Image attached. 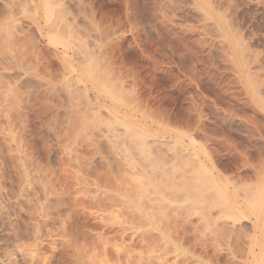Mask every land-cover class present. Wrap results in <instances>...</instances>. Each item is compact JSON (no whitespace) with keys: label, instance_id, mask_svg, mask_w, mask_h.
Segmentation results:
<instances>
[{"label":"rangeland","instance_id":"obj_1","mask_svg":"<svg viewBox=\"0 0 264 264\" xmlns=\"http://www.w3.org/2000/svg\"><path fill=\"white\" fill-rule=\"evenodd\" d=\"M39 1L0 0V264H249L256 256L259 263L254 259L251 263L264 264V236L257 230L260 237L255 238L250 226L257 216L263 220L262 204L249 222L222 218L215 225L211 218L202 222L189 216L193 205L180 175L185 179L190 167L182 160L163 165L172 155L164 154L165 146L160 145L163 153L157 149L155 155L144 153L136 141L135 149L131 133L125 136L123 125H114L107 117L111 108H118L122 120L128 115V123L150 128L160 143L179 142L191 149L190 137L195 138L204 145L200 153L207 151L223 170L219 151L223 107L232 109L233 119L238 114L235 119L242 123L245 139L252 136L245 127L253 114L244 108L248 97L241 84L223 68L220 23L226 15L230 25L249 27L263 46L264 0ZM45 2L52 6V20L47 19ZM38 6L42 8L36 16ZM49 36L57 40L65 36L67 47L53 45ZM57 54L64 57L60 60ZM104 81L123 101L104 93ZM223 85L230 96L237 91L243 105L234 104L230 96L224 105ZM165 170L167 177L161 176ZM171 174L179 179L177 185H169ZM242 189L237 191L241 199L243 194L261 193ZM162 191L167 192L162 196Z\"/></svg>","mask_w":264,"mask_h":264},{"label":"bare ground","instance_id":"obj_2","mask_svg":"<svg viewBox=\"0 0 264 264\" xmlns=\"http://www.w3.org/2000/svg\"><path fill=\"white\" fill-rule=\"evenodd\" d=\"M28 1V0H27ZM46 1V0H45ZM50 1V0H49ZM59 1V0H58ZM12 2V1H11ZM24 2H25V0H24ZM38 2H40L39 0H38ZM48 2V1H47ZM47 2H45L46 3V5H45V13H46V15H47V19L49 20V19H53L54 18V12H53V10H52V6H51V4H48ZM9 3V2H8ZM14 4H15V2H13ZM12 3V4H13ZM30 3V2H29ZM42 3V2H41ZM60 3V2H59ZM11 4V5H12ZM25 4H27V3H25ZM5 5H6V3H5ZM17 5V4H16ZM30 5V4H29ZM7 6V5H6ZM8 6H10V5H8ZM31 6V5H30ZM30 6H26V8L27 7H29L30 8ZM12 7V6H11ZM14 7H15V5H14ZM13 7V8H14ZM20 7H21V5H20ZM19 7V8H20ZM23 7V6H22ZM21 7V8H22ZM23 8H25V7H23ZM42 7L40 6H38L37 8H36V11H34L35 12V15H36V12L37 13H40L39 11H40V9H41ZM18 9V8H17ZM33 8H31V10H32ZM54 9V8H53ZM5 10V9H4ZM23 10V9H22ZM34 10V9H33ZM58 10V9H57ZM26 11V10H25ZM55 11V10H54ZM59 11V10H58ZM57 11V12H58ZM62 11V10H61ZM61 11H59V12H61ZM7 12H8V9H7ZM17 12V11H16ZM18 12H20V10H18ZM27 12H29V11H27ZM33 12V13H34ZM64 12H65V10H64ZM226 12V11H225ZM6 13V12H5ZM9 13V12H8ZM7 13V14H8ZM30 13H32L31 11H30ZM32 13V15H34ZM56 13V12H55ZM224 13V12H223ZM57 14L58 13H56V16L55 17H57ZM62 15V13H59V15ZM225 14V13H224ZM2 15V14H1ZM4 15V14H3ZM6 15V14H5ZM35 15H34V17H35ZM222 15V14H221ZM8 16V15H7ZM17 16V15H16ZM37 16V15H36ZM224 16V19L222 20V22L220 23V30H221V48H222V55H223V61L224 62H222V63H225V64H223V68H224V70H225V72L227 73L228 71H226V70H231L232 72H233V75H235L234 77L236 78H234L235 79V81L237 82V84H238V82H239V84L238 85H240L241 84V86H242V88H243V90H244V92H245V95H246V98H247V100H248V102L246 103V102H244V103H246V104H244V108L246 109V110H249L253 115H252V118L248 121V123H249V125L247 126V127H245V125L243 124V126L245 127V131H246V129H247V131H249L248 133V135L249 136H251L250 138L248 137V138H244V137H242V133L240 132V126L242 125V123H239V124H241V125H238L237 124V122H236V117L238 116V114H237V116L236 117H234V119H233V116H235V114H233V112L231 111V113H230V111L228 110V108H226V107H228V106H226V107H223V110H222V115H221V141H220V150L219 151H221V166H222V169L223 170H219L217 167H216V165L214 164V162L212 161L213 159V157L211 158L210 157V155L208 154V152L207 151H205V150H203L202 151V153H204V154H202V153H200L201 151L199 150L201 147L203 148L204 147V145L202 146V143L200 144L199 142H197V141H195L192 137H190V139H191V144H192V148L190 149V147H188V145H181L179 142H175V143H173V142H171V141H165L166 143H160V141L156 138V135H154L155 136V138L154 137H152V133H150V131H149V126H148V128L149 129H146L147 127H140V126H138L137 127V125L135 126V124L134 125H132V122H130V123H128L127 121H126V119H128V118H126L127 116H124V115H122V116H124L123 118V120L118 116V112H117V110H119L118 108H116L115 110H116V113H115V110L114 111H111V109H110V111H109V113L108 112H106V113H108L109 115H107V117L109 118V120L111 119L112 120V122H114L113 124L114 125H116L115 123H118V124H120V125H123V127H124V129L123 130H125L124 132L125 133H127L125 136H127L128 135V133H131V136L130 137H133V139H131V138H129L128 137V140L129 139H131V140H133L132 142H131V140L129 141V142H131L132 144H134V146H135V149H136V147H137V144H138V146L140 147V149L144 152V153H147V154H150V155H155L156 153H159V154H161V153H163V152H165L166 151V153H164V154H167V152L168 153H170L171 152V156H170V154L167 156V155H165L164 156V154H163V158H167V157H169L168 158V160L167 159H165V163L163 164V165H167L168 163H171V164H173V166H174V164H175V162L177 161V160H182L183 162H184V164H186L188 167H190V169L188 170V175H187V177L185 178V179H183V176L182 175H180V176H178V174H177V172L176 173H174V172H172L173 173V175L174 174H177V176H178V178L180 177V180H181V182H182V180H184L185 182L183 183L182 182V184L185 186V187H183V190H184V192H185V190H186V192H187V194L190 196V202H192V205H193V207H192V209L188 212L190 215L189 216H198V217H196V218H200L201 220L200 221H202V222H205L204 220H206L207 218L209 219V218H211L212 220H213V223L216 225V223H218V222H221L222 221V218H232L231 220H234L233 222L234 223H236L237 221H242V220H245V222L246 221H248L252 216H251V214L253 215V217L255 218V211H256V208L255 207H257L258 208V204L259 205H263L264 206V49H259V48H262L263 46L261 45V43L260 42H258L259 41V39L260 38H258V34H256V33H254V32H248L247 31V29L249 28H245V27H247V26H243L240 22V25L237 23V25H230V23L227 21V17H226V15H223ZM256 16V15H255ZM10 17V16H9ZM11 18V17H10ZM58 18V17H57ZM15 19V18H14ZM36 19V18H35ZM243 19V18H242ZM7 20H8V17H7ZM6 20V18H5V20L3 19V21H7ZM12 21H13V18L11 19ZM11 20H9V21H11ZM229 20V19H228ZM241 21V20H240ZM8 22V21H7ZM14 22H15V20H14ZM20 22V21H19ZM18 22V23H19ZM254 22V21H253ZM260 22V21H259ZM6 23V22H5ZM9 23V22H8ZM40 23V22H39ZM7 24V23H6ZM12 24V23H11ZM16 24H17V22H15V26H16ZM20 24V23H19ZM9 25V24H8ZM13 26H14V24H12ZM6 26V25H5ZM54 26V25H53ZM255 26V25H254ZM7 27V26H6ZM6 27H5V29H6ZM9 27V26H8ZM43 27V26H42ZM253 27V26H252ZM1 28V27H0ZM11 28V27H10ZM10 28H8V30L10 29ZM254 28V27H253ZM258 28V27H257ZM2 30H3V28H1ZM12 29H14V27L12 28ZM11 29V30H12ZM250 29V28H249ZM7 31V30H6ZM10 31V30H9ZM42 31V30H41ZM44 31V30H43ZM256 31V30H255ZM2 32V31H1ZM4 32V31H3ZM2 32V33H3ZM15 32H16V30H15ZM39 32V31H38ZM7 32H5V34H6ZM11 33H12V31H11ZM11 33H8V36H9V34H11ZM25 33V32H24ZM56 33V32H55ZM250 33H251V36H250ZM12 34H14V33H12ZM12 34H11V36H12ZM17 34L19 35V33H18V31H17ZM57 34V33H56ZM55 34V35H56ZM60 34H62V33H60ZM60 34H58V35H60ZM4 35V34H3ZM22 35H23V33H22ZM47 35V34H46ZM50 35V34H49ZM6 36V35H5ZM17 36V35H16ZM21 36V34L19 35V37ZM32 36V35H31ZM35 36V35H34ZM1 37V36H0ZM3 37V36H2ZM1 37V38H2ZM7 37V36H6ZM10 37V36H9ZM26 37H27V35H26ZM43 38H45L44 36H42ZM50 37V36H49ZM55 37V36H54ZM57 37H59V36H56V38ZM5 38V37H4ZM8 38V37H7ZM11 38V37H10ZM13 38H16V37H14L13 36ZM13 38H12V40H13ZM28 39H29V37H27ZM47 38V37H46ZM51 38V37H50ZM49 38V39H50ZM61 38V37H60ZM58 38V40L57 39H55V38H51L52 40V42H53V45L54 44H63V45H65L66 46V41H64L63 39L65 38V36H64V38ZM17 39V38H16ZM24 39H26V38H24ZM48 39V38H47ZM55 39V40H54ZM8 40V39H7ZM10 40V42H12L11 41V39H9ZM20 40V38L17 40V41H19ZM29 40H32L31 38L29 39ZM35 40V39H34ZM2 42H3V40H1ZM15 41V40H14ZM17 41H16V43H17ZM28 41V40H27ZM50 41V40H49ZM50 41V42H51ZM68 41V40H67ZM24 42V41H23ZM23 42H21V44L23 43ZM31 42V41H30ZM33 42V41H32ZM71 42V41H70ZM264 42V41H263ZM15 43V42H14ZM25 43V42H24ZM23 43V44H24ZM26 43H28V42H26ZM49 43V42H48ZM48 43H46V44H48ZM66 43V44H65ZM12 44V43H11ZM29 44V43H28ZM34 44H36V43H34ZM33 44V45H34ZM263 44V43H262ZM3 45V44H2ZM59 45V46H60ZM0 46H1V44H0ZM24 46V45H23ZM26 46V45H25ZM56 46V45H55ZM260 46H262V47H260ZM18 47V46H17ZM58 47V46H57ZM60 47H62V46H60ZM67 47V46H66ZM21 48H23L22 46H21ZM64 48V47H63ZM65 49H67V48H65ZM71 49V48H70ZM64 54V53H63ZM67 55V54H66ZM76 55V54H75ZM57 56H58V54H57ZM60 56V55H59ZM59 56H58V59H60L59 58ZM62 57H64V56H62ZM62 57H61V59H62ZM104 57V56H103ZM105 57H106V55H105ZM104 57V58H105ZM103 58V59H104ZM60 59V60H61ZM66 58H63V62L64 61H66L65 60ZM98 59V58H97ZM102 59V60H103ZM106 60H107V57L105 58ZM59 62H61V61H59ZM67 62V61H66ZM62 63V62H61ZM68 63V62H67ZM102 63V62H101ZM230 64V66H227V64ZM62 65H64L63 63H62ZM66 65V64H65ZM68 65V64H67ZM66 65V66H67ZM86 65H88V63H86ZM70 66V65H69ZM104 66V65H103ZM24 67V66H23ZM104 67H106V65L104 66ZM61 68H63V67H61ZM65 68V67H64ZM68 70H69V68H68V66L66 67ZM88 68H92V67H90V66H88L87 67V70H88ZM107 68V67H106ZM72 69V68H71ZM70 69V70H71ZM7 70V69H6ZM25 70H26V68H25ZM47 70H49V69H47ZM64 71L66 72L67 70H65L64 69ZM71 71H73V69L71 70ZM71 71H69L70 73H74V71L73 72H71ZM89 71V70H88ZM90 71H91V69H90ZM63 72V71H62ZM61 72V73H62ZM65 72H63V73H65ZM92 72V71H91ZM56 73V72H55ZM67 73H68V71H67ZM4 74V73H3ZM24 74V73H23ZM12 75H14V74H12ZM17 75V74H16ZM15 75V76H16ZM27 75V74H26ZM63 75V74H62ZM92 75H93V73H92ZM111 75V74H110ZM65 76V75H64ZM72 76V75H71ZM89 76H90V72H89ZM95 76V75H94ZM106 75H104V77H105ZM3 77V76H2ZM13 77V76H12ZM11 77V78H12ZM22 77V76H21ZM20 77V78H21ZM26 77V76H25ZM44 77V76H43ZM68 77V75L66 76V78ZM111 77V76H110ZM4 78V77H3ZM2 78V79H3ZM16 78H17V76H16ZM80 78V77H79ZM91 78V77H90ZM117 78V77H116ZM9 79H10V77H9ZM13 79H15V78H12V80ZM62 79H63V77H62ZM96 79V78H95ZM113 79V78H112ZM233 79V78H232ZM4 80V79H3ZM12 80H11V83H12ZM47 80V79H46ZM80 80H81V78H80ZM80 80L78 81V79H77V81H78V83L80 82ZM92 80V79H91ZM97 80V79H96ZM114 80H118V78L117 79H114ZM16 81V80H15ZM48 81H50V80H48ZM52 81V80H51ZM81 81H83V80H81ZM90 81V80H89ZM98 81H100V79H98ZM6 82V81H5ZM3 83V84H6V83ZM43 82V81H42ZM57 82V81H56ZM60 82H61V80H60ZM92 82V81H91ZM94 82H97V81H94ZM103 82V81H102ZM107 82H109V80H107ZM113 82H116V81H113ZM223 82V81H222ZM227 82V81H226ZM235 82V83H236ZM72 83H74V81L72 82ZM77 83V82H76ZM81 83V82H80ZM99 82H97V84H98ZM104 83L106 84V86H104L103 87V89L105 90L104 91V93L106 92V93H108V95H110L112 98H114L116 101L117 100H119L117 97L118 96H120V98H121V100L123 101V97H121V95H115V90H113V89H110L109 87H110V85H109V87L107 86V84H109V83H106L105 81H104ZM104 83H102V85H104ZM121 83V82H120ZM225 83V82H224ZM8 84V83H7ZM236 84V85H237ZM73 85V84H72ZM120 85H122V84H120ZM237 85V86H238ZM70 87L69 88H71V85H69ZM112 86V85H111ZM119 85H117V86H114L115 87V89H116V87H118ZM236 86V87H237ZM3 87V86H2ZM224 87H227V86H224L223 85V91L221 92L222 93V100L221 101H223L222 103L225 105L227 102L225 101V100H227V98H229L228 96H230V95H228V91H226V89L224 88ZM7 88V87H6ZM9 88V87H8ZM67 89H68V87H66ZM75 88V87H74ZM64 89H65V87H64ZM73 89V88H72ZM71 89V90H72ZM120 90L121 91V88H117V90ZM232 89V88H231ZM235 89V88H234ZM54 90V89H53ZM74 90V89H73ZM117 90H116V93H117ZM119 90H118V92H119ZM232 91V90H231ZM68 92V91H67ZM70 92V91H69ZM74 92V91H73ZM122 92H123V90H122ZM125 92V91H124ZM54 93H56L55 91H54ZM72 93V92H71ZM70 93V94H71ZM83 95H85V93L87 94V90H85L84 91V88H83ZM120 93V92H119ZM129 93H130V91H129ZM133 93V92H132ZM135 93V92H134ZM134 93H133V95H134ZM236 94H237V91L235 92ZM235 93H232L231 94V96L230 97H233V102H234V104H236V105H241L240 104V100L238 99V97H237V95L235 94ZM58 94V93H57ZM67 94V93H66ZM127 94V93H126ZM107 95V94H106ZM133 95H131L132 97H134ZM72 96V95H71ZM109 96V97H110ZM124 96H125V94H124ZM129 96H130V94H129ZM130 96V97H131ZM135 96H137V95H135ZM239 96V95H238ZM86 97V96H85ZM131 97V98H132ZM87 99H88V95H87V97H86ZM71 99V98H70ZM94 99V98H93ZM114 99H113V101H114ZM133 99V98H132ZM131 99V100H132ZM230 99V98H229ZM69 100V99H68ZM232 100V99H231ZM230 100V101H231ZM71 101V100H70ZM69 101V102H70ZM91 101V100H90ZM109 101V100H108ZM120 101V100H119ZM118 101V102H119ZM132 101H134V100H132ZM93 102H95V101H93ZM121 102V101H120ZM129 102H131V101H129ZM232 102V103H233ZM123 103V102H122ZM132 103V105L134 104L133 102H131ZM68 104V103H67ZM114 104H115V102H114ZM126 105H127V103H125ZM139 104L140 103H138V106H139ZM222 104V105H223ZM228 104V103H227ZM73 105V104H72ZM128 105H130V104H128ZM223 105V106H224ZM236 105H234V107L236 106ZM243 105V104H242ZM96 106V105H95ZM101 107V106H100ZM103 107V106H102ZM112 107H113V105H112ZM118 107V106H117ZM119 107H120V105H119ZM133 107V106H132ZM239 107V106H238ZM241 107V106H240ZM97 109H99L100 110V108H98V107H96ZM106 110V109H105ZM120 110H121V108H120ZM234 111V110H233ZM235 111H237V110H235ZM72 112V111H71ZM134 112V111H133ZM248 112V111H247ZM99 113H100V111H99ZM237 113V112H236ZM124 114H126V112H124ZM250 114V113H249ZM71 115V114H70ZM120 115V114H119ZM96 116V115H95ZM94 116V117H95ZM254 116V117H253ZM102 117V116H101ZM231 117H232V120H231ZM251 117V116H250ZM78 118V117H77ZM92 118V117H91ZM103 118V117H102ZM77 120V119H76ZM104 120V119H103ZM125 120V121H124ZM129 120V119H128ZM246 120H247V118H246ZM78 121V120H77ZM102 121V120H101ZM233 121V122H232ZM78 122H81V121H78ZM97 122H99L98 121V119H97ZM96 123V122H95ZM94 123V124H95ZM100 123V122H99ZM102 123V122H101ZM105 123V122H104ZM108 123V122H107ZM138 123V122H137ZM106 124V123H105ZM108 124H110V123H108ZM99 125V124H98ZM97 125V126H98ZM141 125H143V124H141ZM100 126V125H99ZM146 126V125H145ZM109 127V126H108ZM111 127H112V124H111ZM111 127H109L110 129H111ZM117 128H119V127H117ZM113 129V128H112ZM120 129H122V128H120ZM242 129V128H241ZM123 130H121V135H122V133H124V132H122ZM243 130V129H242ZM113 131V130H112ZM116 131V129L114 130V132ZM117 132V131H116ZM118 132H119V130H118ZM155 132V131H154ZM182 132H183V130H182ZM182 132H181V135H182ZM185 132V131H184ZM184 132H183V134H184ZM186 132H188V131H186ZM185 132V133H186ZM240 132V133H239ZM120 133V132H119ZM191 133V132H190ZM250 133H251V135H250ZM151 134V135H150ZM155 134V133H154ZM160 134V133H159ZM245 134V133H244ZM118 135V134H117ZM168 135V134H167ZM186 136H188L189 134H185ZM185 135H183V136H185ZM193 135V134H192ZM175 136V135H174ZM191 136V135H190ZM246 136V135H245ZM106 137V136H105ZM195 137V136H194ZM230 137H232V138H230ZM107 139V138H106ZM164 139V138H163ZM162 139V140H163ZM230 139H231V141H230ZM239 139V141H241V142H239V143H241V144H238L237 143V140ZM109 140V139H108ZM107 140V141H108ZM126 140V139H125ZM127 140V141H128ZM182 139H180V141H181ZM106 141V142H107ZM117 141V140H116ZM135 141H136V143L137 144H135ZM152 141V142H151ZM190 141V140H189ZM182 142V141H181ZM108 143V145L110 144L109 142H107ZM128 143V142H127ZM245 143V144H244ZM116 144V143H115ZM131 144V145H132ZM156 144H158V147H156ZM180 144V145H179ZM110 145H112V144H110ZM114 145V144H113ZM131 145L129 146V147H131ZM160 145L162 146V147H166V150H162L161 149V147H160ZM115 147H116V145H114ZM124 146H126V145H124ZM110 147V146H109ZM114 147V148H115ZM108 148V147H107ZM131 149V148H130ZM133 149H134V147H133ZM132 149V150H133ZM137 149H138V147H137ZM157 149H159V151L157 150ZM160 149L163 151V152H161L160 151ZM112 151V149H111V147H110V149H109V151ZM114 150V149H113ZM118 150H120V149H118ZM157 150V152L155 153V151ZM202 150V149H201ZM128 151H129V149H128ZM127 151V152H128ZM134 151H136V152H138L139 151V153H140V150H134ZM133 151V152H134ZM114 153H115V155H117L118 153L117 152H115L114 151ZM117 153V154H116ZM122 153V152H121ZM128 153H131V152H128ZM113 154V153H112ZM134 154V153H133ZM132 153H131V155H133ZM138 154V153H137ZM130 155V156H131ZM212 155V154H211ZM118 156V155H117ZM124 156V155H123ZM122 156V157H123ZM132 158H133V156H131ZM134 157H135V155H134ZM112 158H116V157H112ZM120 158V157H119ZM147 158H149V157H147ZM150 158H153V157H150ZM135 159H137V157L135 158ZM119 160H121V159H119ZM154 160V159H153ZM109 161V160H108ZM149 161H150V159H149ZM160 161V160H159ZM111 162V161H110ZM124 162V161H123ZM133 162H135V160L133 161ZM141 162V161H140ZM139 162V163H140ZM154 162H156V163H154V164H156V166H158V165H160V164H158L159 162L158 161H154ZM178 162V161H177ZM240 162V163H239ZM115 163V162H114ZM137 163H138V161H137ZM137 163H135L136 165H137ZM112 164V163H111ZM110 164V165H111ZM119 164V163H118ZM121 164V163H120ZM153 164V165H154ZM110 165H109V168H110ZM114 165V164H113ZM122 165V164H121ZM123 165H124V163H123ZM128 165V164H127ZM139 165H141L142 166V164L140 163ZM144 165V164H143ZM152 165V164H151ZM177 165V164H176ZM135 166V165H134ZM168 166V165H167ZM119 167H120V165H119ZM143 167V170L145 169L144 168V166H142ZM159 167V166H158ZM164 167V166H163ZM177 167H178V165H177ZM179 167H181V166H179ZM114 168V167H113ZM122 168V167H121ZM121 168H120V170H121ZM126 168V167H125ZM137 168H139L138 167V165H137ZM161 168V167H160ZM159 168V169H160ZM164 168H168V170H170V167H164ZM112 169V168H111ZM142 169V168H141ZM136 170V169H135ZM172 170V169H171ZM110 171V170H109ZM118 171H119V169H118ZM175 171V170H174ZM124 172H126V171H124ZM123 172V174H125ZM160 172V171H159ZM164 172H166L167 173V170H165ZM121 173V172H120ZM120 173H118V174H120ZM133 173H135V172H133ZM166 173H162V175L161 176H163L164 175V177L166 176V175H168V173L166 174ZM230 173H233V175H234V173H236L237 175H238V178H232V177H229L230 176ZM117 174V175H118ZM137 174V173H136ZM159 174V173H158ZM161 174V173H160ZM159 174V175H160ZM121 175H122V173H121ZM125 175H128V173L127 174H125ZM173 175L171 174V177L173 178L172 180H170L171 182H170V186H172L171 185V183H174V184H176L177 185V183H176V180H179L178 178L176 179V178H174L173 177ZM236 175V176H237ZM158 176V175H157ZM124 177V176H123ZM130 177H132V176H129V178ZM159 177V176H158ZM167 177V176H166ZM175 177H176V175H175ZM157 178V177H156ZM159 178H162V180L164 179L163 177H159ZM182 178V179H181ZM167 179V178H166ZM169 179H170V177H169ZM180 182V183H181ZM173 184V185H174ZM179 184V183H178ZM175 186V185H174ZM181 186L182 185H180V188H178V190L179 189H181ZM179 187V186H178ZM160 188V187H159ZM233 188V190H235L236 192L238 191V189L239 190H243L242 188H244V189H249V188H252V189H254V190H260L261 189V193H260V191H259V193H260V195H258V196H252L251 197V195H249L248 193V195H249V197H247L245 194H243L244 196L242 197L243 199H241L239 196V193L237 192V195H236V192H235V194L231 191V189ZM161 189V188H160ZM164 189V188H163ZM166 189V188H165ZM174 189V188H173ZM177 189V188H176ZM157 190V189H156ZM178 190H176V191H178ZM253 190V191H254ZM165 191V190H164ZM167 192V191H166ZM165 192V193H166ZM172 192V191H171ZM165 193H163V191H162V196H163V194H165ZM173 193V192H172ZM213 194V195H211L210 196V194ZM258 193V194H259ZM169 195H171L172 196V199H170V200H172L173 201V195L171 194V193H168ZM168 194H166V195H168ZM257 194V193H256ZM142 195V194H141ZM143 195H145V194H143ZM165 195V196H166ZM239 195V196H238ZM138 196V195H137ZM171 196H170V198H171ZM130 197V196H129ZM149 197V196H148ZM166 197H168V196H166ZM120 198H123V197H120ZM141 198H143V197H141ZM165 198V197H164ZM139 199V198H138ZM144 199V198H143ZM162 199V198H161ZM160 199V200H161ZM114 200V199H113ZM123 200H124V198H123ZM149 200H150V197H149ZM164 200V199H163ZM166 200H168V199H166ZM170 200H169V202H170ZM133 201V200H132ZM151 201V200H150ZM162 201V200H161ZM165 201V200H164ZM125 202V201H124ZM136 202V201H135ZM154 202V201H153ZM163 202V201H162ZM115 203V202H114ZM127 203V202H126ZM165 203V202H164ZM164 203H162V204H164ZM106 204V203H105ZM113 204V203H112ZM116 204V203H115ZM118 204V203H117ZM173 204V203H172ZM120 205V204H119ZM123 205H125V204H123ZM261 205V206H262ZM107 206H110V205H107ZM112 206H114V205H112ZM138 206V205H137ZM153 207H154V205H152ZM167 205H164V207H166ZM262 206V207H263ZM115 207H116V205H115ZM123 207V206H122ZM127 207V206H126ZM143 207V206H142ZM145 207V206H144ZM260 207V206H259ZM262 207H260V209H263ZM131 208V207H130ZM133 208V207H132ZM167 208H169V207H167ZM115 209V208H114ZM122 209V208H121ZM128 209V208H127ZM147 209V207H145V210ZM149 209H150V207H149ZM152 209V208H151ZM170 209V208H169ZM259 209V208H258ZM119 210V209H118ZM153 210H154V208H153ZM255 210V211H254ZM264 210V209H263ZM135 211V210H134ZM133 211V212H134ZM147 211V210H146ZM150 211V210H149ZM167 211V209L165 210V208H164V212H166ZM215 211H217V212H215ZM262 211V210H261ZM128 212H129V210H128ZM133 212H131V213H133ZM139 212V211H138ZM151 213H152V211H150ZM163 212V211H162ZM130 213V214H131ZM150 213V214H151ZM254 213V214H253ZM262 213H264V211H262ZM261 213V214H262ZM117 214V213H116ZM121 214V213H120ZM162 214V213H161ZM165 214V213H164ZM168 214V213H167ZM166 215V214H165ZM263 215V214H262ZM122 216V215H121ZM127 216H128V214H127ZM136 216H138L137 214H136ZM136 216H135V218H136ZM147 216V215H146ZM261 216V215H260ZM259 216V217H260ZM128 217H130V216H128ZM142 217V216H141ZM258 217V216H257ZM257 217H256V220L254 219V220H252V222L254 221H256V223H255V225L254 224H251L250 226H252L253 227V229H254V232L253 233H255V235H256V233H257V230H259V232H258V234L261 232V235L262 236H264V217H263V220L262 221H260L259 219H262L261 217L259 218V219H257ZM119 218V217H118ZM207 219V220H208ZM196 220V219H195ZM199 220V219H198ZM210 220V219H209ZM221 220V221H220ZM159 221V220H158ZM192 221V220H191ZM211 221V220H210ZM193 222V221H192ZM197 222H199V221H197ZM209 222V221H208ZM249 222V221H248ZM251 222V221H250ZM251 222V223H252ZM162 223V222H161ZM162 224H164V223H162ZM196 224V223H195ZM225 224V223H224ZM223 224V225H224ZM198 225V224H197ZM160 226H161V224H160ZM163 226V225H162ZM193 226V225H192ZM222 226V225H221ZM202 227V226H201ZM218 227L220 228V225H218ZM194 228H196L197 229V227H195V225H194ZM195 229V230H196ZM252 229V230H253ZM219 231H220V229H219ZM221 231H222V229H221ZM221 231H220V233H221ZM233 231V230H232ZM194 232V231H193ZM196 232H197V230H196ZM217 232V231H216ZM223 232V231H222ZM244 232V231H243ZM245 232H246V230H245ZM218 233V232H217ZM225 234V233H224ZM218 236H220L219 235V233L217 234ZM226 235V234H225ZM246 235H248V234H246ZM252 235V234H251ZM254 236V234L252 235V237ZM260 237V235H256L255 236V238L256 237ZM226 237V236H225ZM221 238H222V236H221ZM253 239V238H252ZM257 239H259V238H257ZM257 239H255V240H257ZM201 240V239H200ZM199 244H201V243H199ZM205 245V244H204ZM159 246V245H158ZM253 246V245H252ZM219 249V248H218ZM203 250V249H202ZM216 250H217V248H216ZM220 250V249H219ZM231 250H232V248H231ZM253 251V250H252ZM251 250H250V253L252 252ZM229 252V251H228ZM233 253H236V252H233ZM195 254V253H194ZM207 254V253H206ZM251 254H254L253 252L251 253ZM250 254V255H251ZM255 255V254H254ZM230 256V255H229ZM256 256V255H255ZM254 256V257H255ZM252 257H253V255H252ZM257 257V256H256ZM256 257H255V259L254 258H252L251 259V261L254 259L255 261H256ZM258 258V257H257ZM260 258H262V256L260 257ZM202 259H203V257H202ZM259 259V258H258ZM257 259V260H258ZM246 260V259H245ZM254 260H253V262H254ZM260 260V259H259ZM258 260V261H259ZM248 261V260H247ZM251 261H250V263L249 264H255V263H259V262H255V263H251ZM264 262V261H263ZM248 264V263H247ZM260 264H262V263H260Z\"/></svg>","mask_w":264,"mask_h":264}]
</instances>
